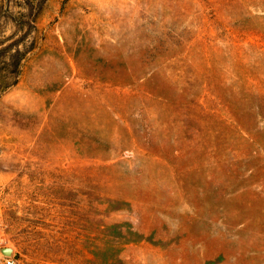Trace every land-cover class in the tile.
Segmentation results:
<instances>
[{
	"label": "rangeland",
	"instance_id": "1",
	"mask_svg": "<svg viewBox=\"0 0 264 264\" xmlns=\"http://www.w3.org/2000/svg\"><path fill=\"white\" fill-rule=\"evenodd\" d=\"M23 4L0 264H264V0Z\"/></svg>",
	"mask_w": 264,
	"mask_h": 264
},
{
	"label": "trees",
	"instance_id": "2",
	"mask_svg": "<svg viewBox=\"0 0 264 264\" xmlns=\"http://www.w3.org/2000/svg\"><path fill=\"white\" fill-rule=\"evenodd\" d=\"M45 1L46 0H39L36 5L30 0H24V4L21 5V8L24 10L22 14L29 18L27 23L32 25L34 30L36 29V19L40 15ZM26 34H30L29 29L27 30ZM9 38L11 39L13 36L11 35ZM21 42L22 40H18L11 43L5 47L2 50L3 53L0 54V56H4V60H2V65L0 66L1 91L10 88L18 82L20 62L26 57L27 53L32 50V47H24V49L18 48Z\"/></svg>",
	"mask_w": 264,
	"mask_h": 264
},
{
	"label": "water",
	"instance_id": "3",
	"mask_svg": "<svg viewBox=\"0 0 264 264\" xmlns=\"http://www.w3.org/2000/svg\"><path fill=\"white\" fill-rule=\"evenodd\" d=\"M1 252L4 254H11L12 253V248L10 247H4L1 249Z\"/></svg>",
	"mask_w": 264,
	"mask_h": 264
},
{
	"label": "built area",
	"instance_id": "4",
	"mask_svg": "<svg viewBox=\"0 0 264 264\" xmlns=\"http://www.w3.org/2000/svg\"><path fill=\"white\" fill-rule=\"evenodd\" d=\"M7 264H11V260H10V258H8V260H7Z\"/></svg>",
	"mask_w": 264,
	"mask_h": 264
}]
</instances>
